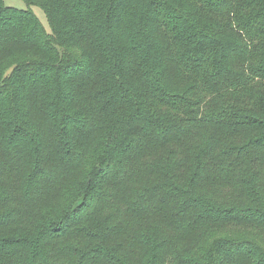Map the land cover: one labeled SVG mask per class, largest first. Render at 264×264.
Wrapping results in <instances>:
<instances>
[{
  "label": "trees",
  "instance_id": "16d2710c",
  "mask_svg": "<svg viewBox=\"0 0 264 264\" xmlns=\"http://www.w3.org/2000/svg\"><path fill=\"white\" fill-rule=\"evenodd\" d=\"M23 1L0 0V264H264V0Z\"/></svg>",
  "mask_w": 264,
  "mask_h": 264
},
{
  "label": "rangeland",
  "instance_id": "374dc122",
  "mask_svg": "<svg viewBox=\"0 0 264 264\" xmlns=\"http://www.w3.org/2000/svg\"><path fill=\"white\" fill-rule=\"evenodd\" d=\"M4 4L6 6H9L11 8H15V9H19V10H26L27 9V5L23 0H3ZM33 11L35 13V15L37 16V18L40 20V22L42 23V25L44 26L45 30L49 33L51 31L48 19L46 17V14L44 13V11L39 8V7H33ZM86 181V174L84 172H79L74 179L70 182L69 188L66 190L64 197H66L68 194L70 193H77L81 191V188H83V184ZM63 197V200H64ZM65 201H62V203ZM59 208V205L57 206V209ZM38 212L40 213L37 217V221L35 224H41L43 223L44 225L48 224L49 221L51 219H55L54 217L51 216V214L53 212H59L56 210H47L44 211L41 208L38 209ZM90 215V217H92L93 215L91 213L88 214V216ZM35 224L33 225H23L20 227H12L14 228V231L16 232L17 235H21V236H25L27 237L28 234V230L33 229V227L35 226ZM17 229V230H16ZM20 229V230H18ZM25 230L26 232L24 233L23 230ZM147 256H145L143 253H141L138 257V261H136L139 264H145L147 262Z\"/></svg>",
  "mask_w": 264,
  "mask_h": 264
}]
</instances>
